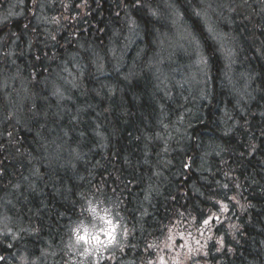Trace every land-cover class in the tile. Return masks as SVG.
Instances as JSON below:
<instances>
[{
	"label": "trees",
	"instance_id": "16d2710c",
	"mask_svg": "<svg viewBox=\"0 0 264 264\" xmlns=\"http://www.w3.org/2000/svg\"><path fill=\"white\" fill-rule=\"evenodd\" d=\"M19 1L0 0V73L17 74L13 86L34 103L25 100L19 123L0 121V198L15 193V207L0 211L30 235L11 247L0 236V264L30 249L66 264L57 253L67 228L96 196L117 203L125 229L124 248L100 264H264V0H224L240 7L219 36L221 69L205 75L207 93L183 101L169 71L189 61L169 54L176 31L164 0ZM130 24L138 34L125 49ZM148 32L154 76L129 72L125 85L113 72L144 57ZM185 68L189 84L197 73ZM182 116L187 131L174 137L168 126ZM45 130L67 133L76 162L30 164Z\"/></svg>",
	"mask_w": 264,
	"mask_h": 264
},
{
	"label": "clouds",
	"instance_id": "9594fccd",
	"mask_svg": "<svg viewBox=\"0 0 264 264\" xmlns=\"http://www.w3.org/2000/svg\"><path fill=\"white\" fill-rule=\"evenodd\" d=\"M164 2L171 22L169 23L170 30L176 26L177 21L183 29L181 39L176 43V48L188 57L189 62L184 67L187 69L199 67L195 64L199 59L205 75L208 72H218L221 69L224 55V43L219 39V36L228 23V15L240 5L226 6L224 0H164ZM261 12H264V4H261ZM209 20L213 21L215 33L208 30ZM146 36L148 37V47L144 57L141 58L137 54L133 66L124 70L118 67L113 72L119 81H121V77L123 78L125 85L130 86L134 81L129 78V72L135 77V80L151 79L154 76L153 66L148 60V53L153 51L152 33L148 32ZM175 62L174 58L170 61L173 64ZM181 69L172 68L169 71V77ZM0 79L3 81L0 84V121L19 123L25 112V100H30L31 104L34 103V100L25 93L23 86H13L18 79L17 74L0 73ZM57 99H64L63 94L58 93ZM27 111H31L30 107ZM33 115L35 114L33 113ZM33 140L35 143L30 161L31 165L41 167L48 165L49 169L56 165L69 167L74 160L79 158L67 139V133L57 132L53 135L45 130L34 136ZM0 199L4 201L3 204H0V208L15 207L14 192L11 197L5 195ZM92 204H95V201H92ZM84 207L87 214L68 226L65 234L66 240L58 249V255L67 257L66 264H94V257L103 256L105 252L111 251L114 247L119 248L122 243V240L117 241L113 221L101 215L100 210L103 209V205L89 207L86 203ZM103 210L107 211V209ZM101 220L106 226L102 230L103 235L107 236L106 240H102L101 233L97 231ZM109 233L115 236V240L109 239ZM4 234H7V225H5Z\"/></svg>",
	"mask_w": 264,
	"mask_h": 264
},
{
	"label": "rangeland",
	"instance_id": "374dc122",
	"mask_svg": "<svg viewBox=\"0 0 264 264\" xmlns=\"http://www.w3.org/2000/svg\"><path fill=\"white\" fill-rule=\"evenodd\" d=\"M20 4H23L21 1L17 0ZM12 16V14L10 15ZM7 19H3L0 20V23H2V21H5ZM210 24L208 23V26ZM176 31V37L174 38L173 41L170 42V47L169 50L172 49V51H169V54H172L173 52H176V54L178 52L183 53L180 49L176 48V43L178 41H180L181 39V35H182V31L183 29L180 27L179 25V21L176 22V26L173 27ZM138 34L137 32H135V26L130 24L128 33L126 35V37H124V48L127 49L128 46L131 43V40L128 39V35H135ZM112 55L117 58V61L121 58L120 53L119 54H115L112 53ZM11 56V60H12V54L8 55L7 57L9 58ZM171 56V55H170ZM196 65H198L199 67H194L195 72L197 73L192 82L188 84V81L190 79H188V71L186 70L185 67H178L179 65H175L172 68H177V69H181L179 71H176L174 74V77H171L173 80V91H175V94L177 95V98L179 99H183L187 98V97H195L196 95H199V93H207L208 87H206L205 84V74L203 72L202 69V65L201 62L199 61V59H197V63ZM118 68V67H116ZM171 68V69H172ZM209 73V72H208ZM163 79V80H162ZM161 79V81H163V85H164V89H165V85H167L168 89L171 90L172 87L170 85H168V80L165 79L164 77ZM23 86V85H21ZM192 86V89L190 90L189 88ZM24 88V86H23ZM26 88V87H25ZM161 88L159 87V90ZM163 92L164 90L161 89ZM187 91V93H186ZM170 94V93H169ZM183 101V100H182ZM183 116L181 118H177L174 125H170L168 127H173V130L175 131L174 133H172L171 135H174V137H178L180 136L182 133H184L185 131H187L186 128H183L181 125ZM176 134V135H175ZM92 201H95V204H92ZM88 204L89 207H94L96 205H103V209H107V211H104L103 209H101V215L105 216L108 219H111L113 221V224L116 228V235H117V241H121L123 243V238H124V222L122 221V217L119 213L118 207H117V203L113 200V199H105L104 197H98L96 196L95 198H88L84 201L83 205ZM83 209V215L80 216L82 219L86 214H87V210L85 209V207H81L79 209V213L80 211ZM77 221V220H76ZM76 221H74L73 223H75ZM72 223V224H73ZM100 227L97 229L98 232L101 233V239L102 240H106L107 236L103 235L102 230L106 227L103 223V221H99ZM5 225H7V234H4V230H5ZM26 221H23L22 218L20 216H16V215H12L9 221H5V217L2 211H0V236L3 238H7L10 242L9 245L13 246L15 243H20L21 245H25V241L24 239L27 238L30 234L28 231V227H30V224L28 223V226ZM13 233H15V235H13ZM122 243L120 245V247L122 246ZM119 247V248H120ZM118 248H113L111 251H107L103 254V256L97 255L96 257H94V264H99L101 262V259L105 258L110 252L116 250ZM34 253H37V255H39L38 257H36L34 255ZM30 249V252H27V250L18 253V255H16L15 260L9 259L8 262L6 264H12V263H18V264H25V262H27V264H34V262H36V264H49L52 263L53 261V256L48 255L49 251L47 249L43 250H38V251H34ZM21 257H23V259H21ZM64 259L67 260V257L64 256ZM63 260V259H62ZM120 264H131L130 262H123L121 261Z\"/></svg>",
	"mask_w": 264,
	"mask_h": 264
},
{
	"label": "snow or ice",
	"instance_id": "6c2138e0",
	"mask_svg": "<svg viewBox=\"0 0 264 264\" xmlns=\"http://www.w3.org/2000/svg\"><path fill=\"white\" fill-rule=\"evenodd\" d=\"M131 2H132V4L134 6H137V7H147V5L144 4L143 0H131ZM151 14L154 17L157 15L156 12H152ZM133 23H135V22L133 21ZM208 30H209V32L215 33L214 26L209 25L208 26ZM262 115H264V113H262ZM261 132H262V134H264V128L261 129ZM185 167H187V165ZM226 187H227V185H225V188ZM221 207H222V209H226L227 208V205H221ZM203 223L205 225H208L210 223V219H203ZM108 236H109V239L115 240V236L112 233H109ZM9 246L11 247V245H9ZM0 260H4V257L3 256H0ZM161 264H163V261H161Z\"/></svg>",
	"mask_w": 264,
	"mask_h": 264
},
{
	"label": "flooded vegetation",
	"instance_id": "af4514ba",
	"mask_svg": "<svg viewBox=\"0 0 264 264\" xmlns=\"http://www.w3.org/2000/svg\"><path fill=\"white\" fill-rule=\"evenodd\" d=\"M124 240H125V238H123V243H122V246H121L120 248H118V249H116V250L110 252L105 258L101 259V262H100V263L104 262L106 259L110 258L111 256L114 257V254L116 255L117 253H119L120 249H123V248H124ZM114 258H115V257H114ZM130 263H131V262H130ZM131 264H132V263H131Z\"/></svg>",
	"mask_w": 264,
	"mask_h": 264
},
{
	"label": "bare ground",
	"instance_id": "6f19581e",
	"mask_svg": "<svg viewBox=\"0 0 264 264\" xmlns=\"http://www.w3.org/2000/svg\"><path fill=\"white\" fill-rule=\"evenodd\" d=\"M75 161V160H74ZM76 162V161H75ZM60 212H61V214L63 215V216H65V217H67L68 215H70V211L68 210V209H66V208H64L63 206H62V209H60ZM67 215V216H66ZM59 237L60 236H58V239H59ZM15 257L16 256H14V257H12V260H15ZM52 263H56V262H52Z\"/></svg>",
	"mask_w": 264,
	"mask_h": 264
}]
</instances>
